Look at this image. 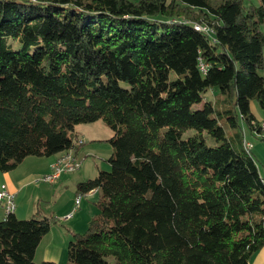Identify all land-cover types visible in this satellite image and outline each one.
I'll return each mask as SVG.
<instances>
[{"label": "trees", "instance_id": "16d2710c", "mask_svg": "<svg viewBox=\"0 0 264 264\" xmlns=\"http://www.w3.org/2000/svg\"><path fill=\"white\" fill-rule=\"evenodd\" d=\"M263 21L264 0H0V170L73 148L79 124L112 131L111 169L76 184L100 196L66 264H250L264 177L242 139L264 141ZM53 221L5 213L0 264H60L33 261Z\"/></svg>", "mask_w": 264, "mask_h": 264}, {"label": "rangeland", "instance_id": "374dc122", "mask_svg": "<svg viewBox=\"0 0 264 264\" xmlns=\"http://www.w3.org/2000/svg\"><path fill=\"white\" fill-rule=\"evenodd\" d=\"M243 2L245 5H250V4L258 5L259 4V0H243ZM260 29L264 33V21L260 25ZM13 44L16 45V41H13ZM262 59L264 63V44L262 46ZM259 73L264 76V67L259 69ZM120 82L122 85L125 84L124 81H120ZM216 92H217L216 89H209L203 93V96L205 99H213L214 94H216ZM199 106H200V103L194 104L192 107L196 108ZM250 109H251V112H256L259 114V115L256 114L257 118L259 119L261 118V113L264 114V109L260 107L256 99H252L250 101ZM253 109L255 111H253ZM89 123H94V124H88V123H83V124L84 125H94L92 126L94 127L93 130L89 132H91L90 134L95 136L94 138H97V139L93 141L90 137H87L86 142H84L83 144H82L83 141L79 143V147L81 146L79 150L80 152L79 160L80 159L82 160V161L80 160V167L74 171L63 173L62 175L68 174L66 176L70 179L68 180L66 179L68 182L62 181L57 189H55L56 188L55 184L58 182V179L60 176L53 181V184H49L46 182H35V179L37 178V176H40V174H43L49 171V168L47 171H45L46 163L44 162L43 159H46L47 157H50L53 159L54 154L50 156H34V155L28 156L23 161H21L22 163V164L20 163L21 168L15 169V171H19L22 169V177H25L28 174L30 176L29 178L25 180V182H28L29 180L30 181L26 184L24 191L19 194L16 200V203L18 202L20 206L19 212L25 211L26 213H22V214H28V215H23L24 218H28L33 214L39 218L43 216L50 217L53 214L51 213V210H53L52 208L57 207V210H58L59 206L67 210L66 208L69 205V200L71 199L73 201L74 199L73 195L77 193L83 194L81 192H77L76 186L74 185L72 186V183H71L73 178H75V176L79 172L84 171V170L91 172V170H93L96 166L99 167L98 170L109 171L111 169V164L110 162H108V158L112 152V147L108 141V138L112 135V131L102 122V120H97V121L89 122ZM245 127L247 130H249V128L246 125ZM226 129L228 130L227 127ZM262 130H264V127H262ZM190 132L191 131L189 130L186 133H190ZM90 134H88V136H91ZM255 136L249 135V133H247V139L251 140L253 143V147L251 148V150L253 154L255 155L258 167L260 168L261 172L264 174V141H262L259 136L257 135ZM206 141L208 144L214 143L213 140L209 137H207ZM87 149H94L95 152L93 154L88 155L85 153ZM39 158H41L42 160L35 162L34 164L28 163V161L30 160L36 161V159H39ZM10 171H14V169ZM10 171H6V172H10ZM6 172H3L0 170V175ZM1 181L3 180H1L0 178V184H1ZM69 183H71L70 186H69ZM65 184H67V186H65ZM95 189L97 188H94L90 191V193L93 194V197L91 200L86 199L90 193H87V194L85 193V195L81 197L80 202L78 204V206L80 207L77 208L75 211H73L70 217L65 218L66 213L71 211L73 207V202H72L70 209L66 211V213L65 211L64 212L57 211L58 213L55 212L56 215H58L57 217L51 216L54 218V221L51 222V225L53 226L49 234L43 239L42 243H40L41 246L38 249L35 255V258H33V261L35 263H38L40 262V260H43L44 258L43 256L45 254L44 253L45 248H43V245L47 241L54 243L59 249L58 256H56L55 258L56 260L55 262L60 263V264L67 263L68 261L67 260V244H68V240L71 238L70 232H83L86 229L89 220L93 216H95L98 212V208L94 204H95V201L98 199V193H100V190L96 192ZM19 198L20 200H18ZM2 209H3V206L0 204V212ZM36 211L38 212L36 213ZM57 223L59 226H56Z\"/></svg>", "mask_w": 264, "mask_h": 264}, {"label": "crops", "instance_id": "0c3cea01", "mask_svg": "<svg viewBox=\"0 0 264 264\" xmlns=\"http://www.w3.org/2000/svg\"><path fill=\"white\" fill-rule=\"evenodd\" d=\"M215 95V94H214ZM253 111H255L254 109H253ZM253 113V115L255 116V118L259 121V122H264V114L263 113H261V118L259 119V118H257V116H256V114L257 115H259L258 113H256V112H252ZM88 124H94V123H88ZM92 126H94V125H84V124H79V125H77V126H75V133H76V137H78V138H81V139H83V142H82V144L84 143V142H86V140H87V137H90L93 141H95L97 138H94L95 136H93L92 134H90L91 132H89V131H91V130H93V128L94 127H92ZM247 133H249V135H257V136H259V134H257L256 132H252V131H250V130H247L245 127H244V137L247 139ZM88 134H90L91 136H88ZM87 135V136H86ZM256 137V136H255ZM99 140V139H98ZM248 141H251V140H249V139H247ZM252 142V141H251ZM81 147V146H80ZM80 147H79V145H77L76 146V149H75V157L79 160V150H80ZM73 150V149H72ZM95 152V150L94 149H87L86 150V154H93ZM60 154V153H59ZM58 154V155H59ZM58 155H56V154H54L53 155V159L52 158H50V157H47L46 159H43L44 160V162L46 163L45 164V171H47L48 170V168H49V165H50V163L51 162H53L54 160H55V158L58 156ZM28 157V156H27ZM26 158V157H25ZM24 158V159H25ZM23 159V160H24ZM22 160V161H23ZM40 160H42L41 158H39V159H36V161H33V160H30V161H28V163H32V164H34L35 162H38V161H40ZM81 160V159H80ZM82 161V160H81ZM109 162V161H108ZM21 163V162H20ZM19 163V164H20ZM82 163V162H81ZM17 165L15 168H14V171H10V172H6V173H4V174H2V175H0V178H1V180H3V181H1V184H4L5 186H6V188L11 192V193H13L14 194V201H15V208H14V214L18 217V218H24V216L23 215H28V214H22V213H26L25 211L24 212H19L20 211V206H19V204H18V202L16 203V200H17V198H18V196H19V194L21 193V192H23L24 191V188H25V186H26V184L30 181H28V182H25V180L27 179V178H29L30 176H29V174L28 175H26L25 177H22V169L21 170H19V171H15V169H17V168H21L20 166H21V164L20 165ZM47 167V168H46ZM23 168V167H22ZM25 168V167H24ZM98 169H99V167L98 166H96L93 170H91V172H88V171H86V170H84V171H81V172H79L76 176H75V178H73V180H72V186L74 185V186H76V184L78 183V182H80V181H84V180H86V179H88V178H92V177H94L95 176V174H97V172H98ZM260 169V168H259ZM13 170V169H12ZM261 171V170H260ZM29 173H31V172H29ZM262 173V172H261ZM263 174V173H262ZM66 175H68V174H65V175H62V174H60L59 176V179H58V182L55 184V189H57L58 187H59V185L61 184V182L62 181H65V182H68L67 180L68 179H70V178H68ZM38 177V176H37ZM263 177H264V174H263ZM65 179V180H64ZM67 179V180H66ZM71 183H69V186L71 185ZM0 184V185H1ZM65 186H67V184H65ZM92 190V189H91ZM90 190V191H91ZM89 191V192H90ZM95 191L96 192H98L99 191V189L97 188V189H95ZM76 192V191H75ZM77 193V192H76ZM75 194V193H74ZM85 194V193H84ZM95 194V193H94ZM74 196V195H73ZM99 196H100V193H98V198H99ZM92 197H93V194H89L88 196H87V200H91L92 199ZM72 199H73V197H72ZM80 199H81V197H80ZM18 200H20V198L18 199ZM72 200L70 199L69 200V205L67 206V210H65V209H63L61 206H59L58 207V210H57V207H54V208H52L53 210H51V213H53L51 216H55V217H57L58 215H56V213H58L57 211H60V212H64L65 211V213H66V211H68L69 209H70V207H71V205H72ZM80 202V201H79ZM81 204V203H80ZM94 204V203H93ZM95 205V204H94ZM80 207V206H79ZM31 212H32V210H31ZM30 212V213H31ZM56 212V213H55ZM80 212H82V211H80ZM67 213H69V212H67ZM66 213V214H67ZM91 213H92V211H91ZM4 210L2 209L1 210V212H0V219H2L3 218V216H4ZM64 215V214H63ZM88 215H90V214H88ZM87 215V216H88ZM27 217V216H26ZM52 226L53 225H51L50 226V229H49V231L44 235V236H42V238H41V240H40V242H39V245H37V247L35 248V251H34V256H33V258H35V255H36V253H37V251H38V249L40 248V243H42V241H43V239L49 234V232L51 231V228H52ZM56 226H59L58 225V223H57V225ZM43 248H45V251H44V258H43V260H51V261H56L55 260V258H56V256H58V253H59V249H58V247L54 244V243H52V242H50V241H47L44 245H43ZM41 261V260H40ZM250 264H264V244L256 251V252H254L253 254H252V256H251V258H250Z\"/></svg>", "mask_w": 264, "mask_h": 264}, {"label": "built area", "instance_id": "2783aa9c", "mask_svg": "<svg viewBox=\"0 0 264 264\" xmlns=\"http://www.w3.org/2000/svg\"><path fill=\"white\" fill-rule=\"evenodd\" d=\"M199 28H203L201 24H198ZM204 65H200V68L203 70ZM261 125H264V122H260ZM78 140H83L81 138L75 137L74 139V147L70 154L61 156L58 160H54V164L49 165V171L43 174H40L35 179V182H46L49 184H53V179L56 177V174H63L65 172H71L80 167V163L78 165H71V158L75 154V148ZM248 141V140H247ZM250 146L253 147V143L251 141ZM90 193V192H86ZM85 194H75L73 199V207L69 213L66 214L65 218H68L72 215L73 211H75L78 206V197H82ZM0 204L3 206L4 213L14 211L15 201L14 194L11 193L4 184L0 185Z\"/></svg>", "mask_w": 264, "mask_h": 264}, {"label": "bare ground", "instance_id": "6f19581e", "mask_svg": "<svg viewBox=\"0 0 264 264\" xmlns=\"http://www.w3.org/2000/svg\"><path fill=\"white\" fill-rule=\"evenodd\" d=\"M203 26V25H202ZM194 27L197 28V29H202V30H206L207 28L205 26H203V28H199L198 27V24H194ZM261 125V124H260ZM264 127V125H261V128ZM83 140H78L77 143L79 144L80 142H82ZM243 147L247 150H250L251 149V146H250V142L247 141V139L244 137L243 138ZM72 149L73 148H69V149H65L63 150L62 152H60V154L55 158V160H58L61 156H65V155H68L72 152ZM80 163V160H78L75 155L72 156L71 158V165H78ZM50 164H54V161L51 162ZM60 174H56V177L53 179V181L59 177ZM90 191V190H89ZM77 194H80V193H77ZM79 201H80V197H78V204H79Z\"/></svg>", "mask_w": 264, "mask_h": 264}]
</instances>
